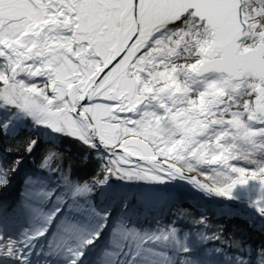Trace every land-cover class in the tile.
Returning <instances> with one entry per match:
<instances>
[{"label": "snow or ice", "instance_id": "6c2138e0", "mask_svg": "<svg viewBox=\"0 0 264 264\" xmlns=\"http://www.w3.org/2000/svg\"><path fill=\"white\" fill-rule=\"evenodd\" d=\"M22 125L95 150L105 176L29 175L18 214L32 223L14 238L3 214L0 264H90L113 215L93 193L109 177L189 180L264 221V0H0V137ZM59 159L47 150L39 171L56 175ZM8 171L0 164L4 187ZM128 208L125 196L101 264H264V246L237 240L209 254L202 245L219 235L141 232Z\"/></svg>", "mask_w": 264, "mask_h": 264}, {"label": "trees", "instance_id": "16d2710c", "mask_svg": "<svg viewBox=\"0 0 264 264\" xmlns=\"http://www.w3.org/2000/svg\"><path fill=\"white\" fill-rule=\"evenodd\" d=\"M23 128L26 130L20 131L16 136L0 137V164L7 168L14 157L26 155V142L34 136L35 139L38 138V144L33 152H27L28 157L24 167L26 178L33 174L44 175L45 181L51 179L53 183H60L61 176L67 174L74 182L91 184V176L102 163L101 156L94 153L93 149L83 145L78 140L57 136L50 143L44 140L42 136L32 135L30 126L26 125ZM7 147H11L10 153L4 151ZM49 149L58 153L60 157L58 161L60 171L56 175L39 171L42 158ZM24 186L27 187L26 184ZM202 216L205 218L206 226L198 223ZM116 222L118 224L119 219ZM132 223L141 232H151L157 228L175 226L182 232L189 233L190 237L198 238L201 234L209 237L219 235L220 240L210 239L202 245L209 254L215 248H224L227 251V245L237 240L246 244L249 249H259L264 246V231L253 227L252 221H249L247 217L236 213L228 216L223 210L216 216H211L203 212L201 208H196L189 199L174 204L163 216H149L144 219L135 217L131 221ZM53 236H56V232L53 233ZM111 236L112 232L110 231L109 239Z\"/></svg>", "mask_w": 264, "mask_h": 264}, {"label": "bare ground", "instance_id": "6f19581e", "mask_svg": "<svg viewBox=\"0 0 264 264\" xmlns=\"http://www.w3.org/2000/svg\"><path fill=\"white\" fill-rule=\"evenodd\" d=\"M44 134H45V132H44ZM132 159H133V161H136L135 158H132ZM126 166L129 167V166H134V165H126ZM185 171H188V170L185 169ZM194 172H197V171H194ZM93 175H92V177L94 178V181L102 180L105 176L104 164H103V167L101 169H99L98 172H95ZM198 175L202 178V180L200 179V181L202 183H205V182L209 183L208 179L203 177L200 173H198ZM188 176L198 179V177H195L194 175H191V174H188ZM16 178H17V176H16ZM175 181H177L181 184H192L191 181H189V180H175ZM109 183L111 184L110 189L101 190L99 187L97 188L98 190H97L96 195H95V197H96L95 201L97 202L99 207H109L113 210V215L110 219V220H112L113 218L116 217V213H119V212H121V214L125 213L122 210L117 211L116 208H117V206L121 207V202L119 199V196H121V195H118V194L124 193L123 191H125L126 185H125V183H116L110 179H109ZM143 188H144V190L140 191L139 188L133 187L131 190H135L137 192L133 191V194H127V198L129 201V208L127 210L126 215L129 218L137 217L140 219H144L146 217L153 216V213L158 212V210H161L162 212H164V211L167 212L174 204L184 200V199H182V200L175 199L174 196L172 195L173 196L172 198H174V199L172 201H169L166 197L167 195L162 193V190L157 189L154 185H149L146 183L143 186ZM14 189H15V187L13 188L12 193L15 191ZM0 191L2 192L5 190H3V188H0ZM194 193L198 195V193H196L195 191H194ZM158 195H159V197H157ZM16 196H17V192L16 193L14 192L13 197H12L13 199L11 201L8 200L7 203H9V204L13 203V200ZM134 196L137 198V201H135L136 203L131 204L130 201H133ZM220 198L227 200L230 203V207H234V205H236V202L229 201L225 197H220ZM189 200L192 203H195L197 207H200L203 210V212H205L211 216H216V214L221 213L222 210L228 216L235 214V212L234 213L229 212V210H227L225 208H223V209L218 208V205H216L214 203L211 206H209L208 203H207V205H205L203 203L201 204L200 202H196V201L192 200L191 198H189ZM107 201H109V203L106 204ZM142 201H144V204H145L144 207L141 205ZM232 203L234 205H232ZM9 204H8V207H10ZM241 204L244 206V204L242 202H241ZM244 216L250 218L251 215L249 213L245 212ZM154 217H156V216L154 215ZM257 222H259V221H256V223L255 222L253 223V221H252L253 227L258 228V229L264 228L263 224H260V223L258 224Z\"/></svg>", "mask_w": 264, "mask_h": 264}, {"label": "rangeland", "instance_id": "374dc122", "mask_svg": "<svg viewBox=\"0 0 264 264\" xmlns=\"http://www.w3.org/2000/svg\"><path fill=\"white\" fill-rule=\"evenodd\" d=\"M39 131L42 132L43 130L41 129ZM31 132H32V135H36V132H34L33 130H31ZM42 133H44V132H42ZM55 137L56 136H52V137L44 139V140H46V141H50V140L54 141ZM94 153H96L97 155H100L95 150H94ZM27 157H28L27 152H26V155L19 156V157H14L12 159V161L7 166V169H9L8 177L11 179V183L7 187H4L3 185H0V188H3V190H5V191H2V192L0 191V219H3V214H4L5 208H6V205H4V204H5V202H7L11 198V195H12L11 192H12L13 188L16 186V183L20 184V179L23 177V174H24V170H25L24 167H25V164L27 162ZM17 159L22 161V163L19 165L18 168H17L16 164L14 163V161H16ZM103 164H104V162L102 160V163L99 165L98 169L99 168L101 169L103 167ZM126 167H128V166H126ZM12 169H15V171H12ZM16 176H17V178H16ZM203 177L208 179V181L210 182V177H206V176H203ZM92 178L93 177L91 176V183L94 181V178L93 179ZM109 179L114 181V182H116V183H122L119 179H116V178H113V177H110ZM145 184L146 183H143V184H139V183L125 184L126 185L125 186V191H123V192L125 194H133V191L137 192L135 190H131L133 187L139 188V190L142 191V190H144L143 186ZM154 186L157 189L162 188L165 191H172L173 192L172 195L174 196V198L175 199H180V200L189 199L190 196L188 195V191H193V192L195 191L196 193H198V195L201 198H203L206 201V202L203 203L205 205H207V203H211L212 202V203L218 205V208H220V209L221 208L222 209L225 208V209L229 210V212H233V213L235 212L236 214H242V215H244V213L247 212V213H249L251 215L250 219L249 218L248 219L250 221H253V223L254 222L256 223V221H259V222H257L258 224L263 222V221H260L258 218L254 217L250 213V211L246 207H244L241 203H236V205H234L232 203V205H234V207H230V203L227 200L223 199V198H220V197H212V198L205 197L201 192H199L198 190L195 189V186L193 184H181V183H179V182L174 180V181H171V182H169L167 184H164V185H154ZM97 188L94 189V193H93V197L94 198H93V201H92L93 203L96 200L95 195H96V192L98 190ZM22 191L25 193L24 197L29 195L28 187L24 188ZM45 203L47 204L48 202H45ZM19 207H20V205H18V207H16L17 211H18ZM164 213H166V211H164ZM20 218H21L20 220L24 219L26 221V224L23 225V227H22V230H24L25 228L28 227V224H29L28 221L31 220V218H26L25 216H21ZM121 218L122 217L119 218V221H120ZM132 225H134V223H132ZM104 237L106 238V235H104L101 238V241L95 247L92 248V250H91V252H90V254L88 256V260L89 261H90L91 257H93V255H95L98 251H102L101 252L102 255L97 260V264H101V260L103 258V253H104L103 247H102L103 241L105 239ZM40 239L44 240L43 237H41ZM41 264H44V262L41 261Z\"/></svg>", "mask_w": 264, "mask_h": 264}, {"label": "water", "instance_id": "95a60500", "mask_svg": "<svg viewBox=\"0 0 264 264\" xmlns=\"http://www.w3.org/2000/svg\"><path fill=\"white\" fill-rule=\"evenodd\" d=\"M38 132V131H37ZM45 137L46 138H50L49 137V135L45 132ZM133 158H135L136 160H137V158L136 157H133ZM186 173H187V175L188 174H191V175H194L195 177H198V179L200 180H202V178L198 175V173L197 172H194V171H191L190 173H189V171H185ZM205 183H207V182H205ZM161 190H162V193H164V190L162 189V188H160ZM172 191H167L166 192V197H167V199L169 200V201H172L174 198H172L173 196H172ZM188 195L190 196V198L192 199V200H194V201H196V202H205V200L203 199V198H201L199 195H197V194H195L194 192H192V191H188ZM213 203L211 202V203H208V205L209 206H211Z\"/></svg>", "mask_w": 264, "mask_h": 264}]
</instances>
